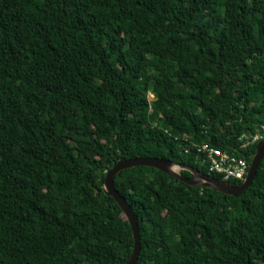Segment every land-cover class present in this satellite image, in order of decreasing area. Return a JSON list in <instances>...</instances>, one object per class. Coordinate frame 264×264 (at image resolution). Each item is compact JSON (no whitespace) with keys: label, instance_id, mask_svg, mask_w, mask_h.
Returning <instances> with one entry per match:
<instances>
[{"label":"trees","instance_id":"trees-1","mask_svg":"<svg viewBox=\"0 0 264 264\" xmlns=\"http://www.w3.org/2000/svg\"><path fill=\"white\" fill-rule=\"evenodd\" d=\"M263 126L264 0H0V264H129L107 171L224 179L195 146L252 164ZM115 186L138 264H264V162L240 197L149 167Z\"/></svg>","mask_w":264,"mask_h":264},{"label":"water","instance_id":"water-1","mask_svg":"<svg viewBox=\"0 0 264 264\" xmlns=\"http://www.w3.org/2000/svg\"><path fill=\"white\" fill-rule=\"evenodd\" d=\"M264 162V141L258 145V150L254 155L251 164L250 173L247 180L239 185H234L229 181L218 179L214 176L205 174L199 169L180 164L178 162L164 159V158H148V157H135L129 160H122L114 165V167L107 171L105 180L103 182L104 192L108 196H112L117 204L124 211V214L131 223L134 237H135V250L129 264H138L142 253V239L141 228L138 217H136L132 206L116 189L115 179L116 176L124 170L136 167H149L162 171L169 177L188 183L195 188L207 187L219 192L240 197L245 194L253 185L260 168ZM182 170L192 172V177H187L181 173Z\"/></svg>","mask_w":264,"mask_h":264},{"label":"built area","instance_id":"built-area-1","mask_svg":"<svg viewBox=\"0 0 264 264\" xmlns=\"http://www.w3.org/2000/svg\"><path fill=\"white\" fill-rule=\"evenodd\" d=\"M244 139L248 141L243 145V148H248L250 145L255 144L259 145L260 142L264 141V126L256 134H253L251 138L248 135L243 136L242 140ZM195 147L201 159L210 164L213 172L223 176V180L229 182L231 180H237L242 183L247 180L251 163L246 155L239 158L228 152L210 147L207 144Z\"/></svg>","mask_w":264,"mask_h":264},{"label":"rangeland","instance_id":"rangeland-1","mask_svg":"<svg viewBox=\"0 0 264 264\" xmlns=\"http://www.w3.org/2000/svg\"><path fill=\"white\" fill-rule=\"evenodd\" d=\"M150 99H153V95H150ZM252 137V135L250 136V138Z\"/></svg>","mask_w":264,"mask_h":264}]
</instances>
